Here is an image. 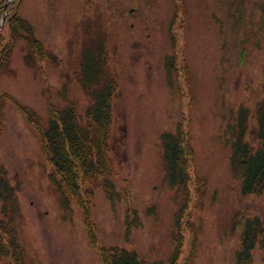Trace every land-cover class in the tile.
I'll return each instance as SVG.
<instances>
[{"label":"rangeland","instance_id":"1","mask_svg":"<svg viewBox=\"0 0 264 264\" xmlns=\"http://www.w3.org/2000/svg\"><path fill=\"white\" fill-rule=\"evenodd\" d=\"M177 1H21L19 13L57 58L48 51L49 58L40 61L44 73L36 72L26 65L25 42L19 41L12 54L15 72L0 78L7 92L0 94V163L20 183V240L28 264H104L102 248L111 245L137 249L151 263L238 264L239 235L248 219L263 215L264 195L240 190L241 181L231 169L229 125L240 108L264 97V0H179V13ZM99 23L107 31L101 38L117 45L113 64L122 96L115 101L114 117L115 122L124 118L119 124L127 130L126 161L115 160L116 188L122 189L123 176L129 179L141 225H133L127 239L126 195L122 192L113 205L103 186L95 184L90 197L93 242L80 202L87 194L81 191L62 205L36 121L22 106L34 109L41 124L49 126V98L64 107L60 92L67 85L69 98L84 114L91 99L75 79L77 54L86 37H96ZM86 29L92 32L85 34ZM176 48H182L187 70L178 56L168 72L166 59ZM69 63L72 77L65 76ZM186 113L196 169L206 185L203 194L193 193L176 228L178 202L163 163L162 134L175 131ZM254 127L252 118L249 131ZM177 231L179 245L173 239ZM252 254L248 264H264L259 243Z\"/></svg>","mask_w":264,"mask_h":264},{"label":"trees","instance_id":"2","mask_svg":"<svg viewBox=\"0 0 264 264\" xmlns=\"http://www.w3.org/2000/svg\"><path fill=\"white\" fill-rule=\"evenodd\" d=\"M8 0H0V21ZM22 0H11L7 6L8 19L0 29V75L10 68V52L18 40H26V63L42 72L40 61L47 52L46 44L38 39L28 19L20 15L19 6ZM91 44L84 48L77 81L84 92L93 100L86 110L85 121L78 116L77 104L70 100L64 108H56L50 103L52 118L49 127L39 124V118L32 108L23 109L31 119L37 122V128L43 139V148L47 158L53 164L52 175L62 192L61 202L68 206L72 197L80 193L82 183L92 186L99 177H104L102 185L111 201L121 194L115 190V160L124 158L125 129L115 132L113 125V98L120 95L117 72L110 67L112 55L107 45ZM13 43V45H9ZM113 51V49H112ZM104 61L105 67L102 66ZM0 94L5 95L0 83ZM1 114V107H0ZM260 128L255 139L258 145L246 140L243 133L236 135L232 169L241 179L243 192L264 194V103L259 108ZM241 125H246L245 116ZM117 141L114 140L116 138ZM163 159L169 182L182 197L181 208L188 206L191 198L189 183L194 169V150L186 128L179 125L176 132L168 131L162 135ZM103 175V176H102ZM197 180H201L195 176ZM127 182V179H124ZM203 182L204 186V181ZM195 183V182H193ZM199 189V183H195ZM19 181H10L6 166L0 164V264H28L25 249L19 238L18 221L21 216L18 190ZM88 195L92 189H84ZM124 193L129 199L127 185ZM84 206V200L80 199ZM130 207L129 214L135 212ZM87 217V216H86ZM179 225V214L176 215ZM89 225L90 220L87 217ZM93 241L96 235L91 231ZM241 246L237 250L239 264L252 261V249L259 242L264 250V213L246 221L241 232ZM181 244V241H180ZM101 256L104 264H160L151 263L136 250L120 246L103 247Z\"/></svg>","mask_w":264,"mask_h":264},{"label":"bare ground","instance_id":"3","mask_svg":"<svg viewBox=\"0 0 264 264\" xmlns=\"http://www.w3.org/2000/svg\"><path fill=\"white\" fill-rule=\"evenodd\" d=\"M87 25L89 26V27H91V23H87ZM92 25H94V24H92ZM99 33H107V31L105 30V29H100L99 31H98ZM116 67V65H114L113 63H111L110 64V67Z\"/></svg>","mask_w":264,"mask_h":264},{"label":"water","instance_id":"4","mask_svg":"<svg viewBox=\"0 0 264 264\" xmlns=\"http://www.w3.org/2000/svg\"><path fill=\"white\" fill-rule=\"evenodd\" d=\"M3 19H5V15L3 16Z\"/></svg>","mask_w":264,"mask_h":264}]
</instances>
